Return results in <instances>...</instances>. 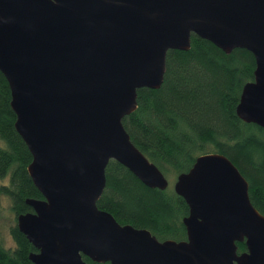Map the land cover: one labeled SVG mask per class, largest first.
I'll list each match as a JSON object with an SVG mask.
<instances>
[{
	"label": "water",
	"instance_id": "obj_1",
	"mask_svg": "<svg viewBox=\"0 0 264 264\" xmlns=\"http://www.w3.org/2000/svg\"><path fill=\"white\" fill-rule=\"evenodd\" d=\"M193 35L254 56L236 113L264 129V0H0V72L43 196L17 217L38 251L32 264H264V215L224 155H201L177 177L186 240L160 241L98 207L112 161L152 190L169 188L123 120L139 90L161 89L168 53L190 51Z\"/></svg>",
	"mask_w": 264,
	"mask_h": 264
},
{
	"label": "trees",
	"instance_id": "obj_2",
	"mask_svg": "<svg viewBox=\"0 0 264 264\" xmlns=\"http://www.w3.org/2000/svg\"><path fill=\"white\" fill-rule=\"evenodd\" d=\"M255 70L256 60L249 51L226 55L193 35L190 51L168 53L161 89L138 91V110L123 124L134 145L168 180L187 173L201 155H224L247 179L251 202L264 215V129L244 123L236 113ZM11 101L9 84L0 72V209L8 199L17 220L33 211L27 200L43 196L28 174L32 155L15 129ZM106 178L98 207L118 223L147 229L160 241L187 239L183 219L189 207L175 191L152 190L114 161ZM10 234L13 247L7 248L0 237V264H32L30 256L38 251L16 224ZM238 248L239 254L247 251L245 243H238Z\"/></svg>",
	"mask_w": 264,
	"mask_h": 264
},
{
	"label": "rangeland",
	"instance_id": "obj_3",
	"mask_svg": "<svg viewBox=\"0 0 264 264\" xmlns=\"http://www.w3.org/2000/svg\"><path fill=\"white\" fill-rule=\"evenodd\" d=\"M177 177H172V176L169 177V182H170L169 188L173 191ZM4 184H8V182ZM15 224L17 225V220H16V215L11 208V203L8 199H3L0 209V237L2 238L7 248L14 246V241L10 234V228Z\"/></svg>",
	"mask_w": 264,
	"mask_h": 264
}]
</instances>
